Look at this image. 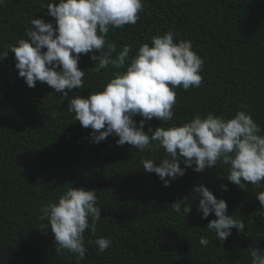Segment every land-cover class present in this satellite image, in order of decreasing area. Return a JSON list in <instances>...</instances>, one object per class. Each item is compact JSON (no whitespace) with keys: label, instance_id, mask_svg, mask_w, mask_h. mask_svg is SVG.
I'll use <instances>...</instances> for the list:
<instances>
[{"label":"trees","instance_id":"1","mask_svg":"<svg viewBox=\"0 0 264 264\" xmlns=\"http://www.w3.org/2000/svg\"><path fill=\"white\" fill-rule=\"evenodd\" d=\"M47 3L5 0L0 51L26 38L33 18L55 24ZM139 17L134 25L110 28L107 40L117 52L131 44L134 56L140 44L151 45L153 36L172 31L177 41H192L205 61L200 87L176 90L173 120L163 124L153 118L146 132L185 123L196 114L230 118L239 110L249 111L264 129V0H144ZM91 55L81 54L84 87L70 91L67 99L46 83L28 87L14 53L0 61V264H76L74 254L56 253L48 222L38 218L42 205L57 201L71 186L96 190L101 207L96 232H85L87 252L80 264H251L248 249L264 251V208L256 198L264 187L241 189L227 180L229 166L223 164L204 172H194L193 164L165 186L141 163L162 158L163 149L118 146L113 135L92 143L93 130L67 110L74 96L102 90L114 71H92ZM134 119L139 126L142 117ZM200 184L227 202V214L245 223L243 232L233 228L222 242L207 230L217 217L202 219L197 211L201 197L193 189ZM185 198L192 211L186 215L182 207L176 213L171 205ZM201 236L211 243L200 245ZM98 237L112 241L102 254L94 243Z\"/></svg>","mask_w":264,"mask_h":264},{"label":"clouds","instance_id":"2","mask_svg":"<svg viewBox=\"0 0 264 264\" xmlns=\"http://www.w3.org/2000/svg\"><path fill=\"white\" fill-rule=\"evenodd\" d=\"M4 4L5 0H0V6ZM46 8L55 18V24L33 18L25 32L26 38L0 51V61L9 52L14 53L19 77L25 79L28 87L34 88L37 81L46 83L65 99L70 91L84 87L85 71L78 67L81 54L92 53L90 58L96 63L91 70L96 73L114 69L102 90L69 100L67 110L82 127L93 130L92 143L113 135L119 137L118 146L127 143L140 152L163 149L162 158H143L141 163L144 171L155 173L165 186L183 176L193 164L194 172L223 164L229 166L227 180L241 189L247 190L248 184L264 187V129L249 111L239 110L230 118L211 112L204 117L196 114L179 125L144 130L153 118L163 124L173 120L176 90L181 86L185 91L199 88L205 63L193 50L192 41H177L172 31L153 36L151 45L140 44L134 56H130L131 44L117 52V46L107 40L110 28L136 24L144 0H58V3L48 0ZM136 116L142 117L139 126ZM221 187L227 191V185ZM193 192L201 197L197 211L202 213V219L213 213L217 217L207 224V230L216 239L225 241L233 228L244 231L245 223L227 214L228 204L224 199H218L203 184ZM256 198L264 208V191L257 192ZM171 207L176 213L183 207L186 215L192 211L187 198ZM38 218L48 222L56 253L74 254L76 264H80L87 252L85 232L90 230L94 234L101 220L97 191L71 186L57 201L42 205ZM94 243L98 254H102L112 241L98 237ZM199 243L206 247L211 242L201 236ZM248 250L251 264H264V251L258 247Z\"/></svg>","mask_w":264,"mask_h":264}]
</instances>
